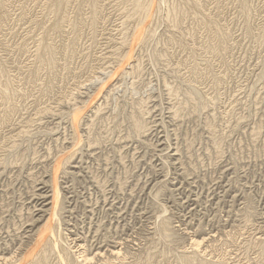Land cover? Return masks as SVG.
<instances>
[{"label":"rangeland","instance_id":"rangeland-1","mask_svg":"<svg viewBox=\"0 0 264 264\" xmlns=\"http://www.w3.org/2000/svg\"><path fill=\"white\" fill-rule=\"evenodd\" d=\"M55 1L0 0V259L19 264L33 247L24 231L35 196L64 160L59 248L72 255L54 250L47 264H84L83 250L98 248L106 254L91 264H264V0H187L178 25V0H143L157 13L148 7L151 36L135 44V0H96L95 10L71 0L62 30ZM45 43L52 66L37 51ZM134 106L149 128L141 137ZM90 127L104 138L96 146ZM201 237L210 243L198 252Z\"/></svg>","mask_w":264,"mask_h":264},{"label":"bare ground","instance_id":"bare-ground-1","mask_svg":"<svg viewBox=\"0 0 264 264\" xmlns=\"http://www.w3.org/2000/svg\"><path fill=\"white\" fill-rule=\"evenodd\" d=\"M70 1L71 0H56L54 3H53V5H52V7L54 8V10H55V13H56V17H57V25H56V28L57 29H59V30H62V28H61V23L64 21V18H65V14H66V11H67V8H68V5L69 4H71L72 5V3H70ZM77 1V0H76ZM79 1V0H78ZM136 2H134V3H136V9H137V11L139 12L140 11V13H142L143 14V17H142V23H140L141 25L143 24V23H146L147 22V20H149L150 21V19L148 18L149 16L151 17V15H149V11H151V10H153V9H151L150 7H151V5H149L148 3V5L150 6H146V8H145V6H144V4H143V0H135ZM151 1V0H150ZM71 2H74V0L73 1H71ZM92 3H91V5H92V10H95L96 8H97V2H96V0H92L91 1ZM153 2V1H152ZM157 2V1H156ZM145 3V2H144ZM147 4H145V5H147ZM188 3H187V0H178L177 1V4H175V6L174 7H172V11H171V22L174 24V25H178V23H179V19H180V17H181V15L184 13V6H186ZM70 6V5H69ZM157 6V5H156ZM151 9V10H149V8ZM153 7V6H152ZM155 7V6H154ZM157 9V8H156ZM155 9V10H156ZM154 11V10H153ZM155 12V13H154ZM153 13H154V15H156V11H154ZM141 14V15H142ZM150 14H152V13H150ZM141 21V20H140ZM144 25V27L141 29L140 28V30H138L137 31V34H135L136 35V40L135 41H133L134 42V44H135V42L137 41V40H139L141 37H144V36H147V34H145V32L147 31L146 29H147V24H143ZM139 27H141L140 25H139ZM149 27V26H148ZM45 30V29H44ZM146 30V31H145ZM148 30H149V28H148ZM135 33H136V31H135ZM48 34V33H47ZM46 34V35H47ZM145 34V35H144ZM45 35V36H46ZM144 35V36H143ZM149 36H151L150 34H148ZM149 36H147L148 38H149ZM47 37V36H46ZM45 38V37H44ZM43 38V39H44ZM133 39V38H132ZM143 40V39H142ZM141 39H140V43H141V41H142ZM47 41V40H46ZM124 41V40H123ZM40 42V41H39ZM42 43H43V41H41ZM41 42H40V44H41ZM45 42V41H44ZM146 42V41H145ZM47 43H49L48 41H47ZM137 43V42H136ZM39 46V45H38ZM131 47V46H130ZM129 47V48H130ZM138 48V47H137ZM37 49H39V50H37V51H39L38 53H39V57L41 56V59L42 60H45L49 65H51L52 66V63H54L55 62V58H54V53H53V50H52V47H51V45H48V44H44V45H42L41 47H39V48H37ZM135 49V48H134ZM133 50V49H132ZM137 50H135L134 52H136ZM130 52H133V51H131V48H130ZM36 54V53H35ZM133 54H135V53H133ZM131 55V54H130ZM128 56H129V54H128ZM37 57H38V55H37ZM128 58V57H127ZM126 60V59H125ZM120 61V60H119ZM130 61V60H129ZM133 60H131V62H132ZM130 62V63H131ZM127 63H129V62H127ZM133 64H131V66H132ZM136 65V64H135ZM134 65V66H135ZM124 66V65H123ZM130 66V67H131ZM137 66H139V65H137ZM136 67V66H135ZM126 68V67H125ZM123 69V68H122ZM135 69V68H134ZM115 70V69H114ZM121 70V69H120ZM124 70H126V69H124ZM130 70V69H129ZM133 71V70H132ZM137 71H139L138 69H137ZM2 73V72H1ZM118 73V72H117ZM116 75V74H115ZM7 75H2V78L3 79H5L6 81V83H5V86H4V91H5V97L6 98H11L12 96H13V94H15V93H13V88H12V84L10 83V81H8V79H7ZM132 77H134V76H132ZM108 78V77H107ZM112 79V78H111ZM114 79V78H113ZM122 80V79H121ZM120 81V80H119ZM136 81V80H135ZM98 83V82H97ZM121 83V82H120ZM110 84V83H109ZM102 87H103V85H102ZM102 87H101V89H102ZM115 87V86H114ZM117 87V86H116ZM87 89V88H86ZM99 90V89H98ZM125 90V89H124ZM3 91V92H4ZM83 91V90H82ZM110 91V90H109ZM113 91V90H112ZM101 92V91H100ZM100 92H98V93H100ZM104 91L102 90V93H103ZM109 93V92H108ZM87 94V93H86ZM110 94H112V93H110ZM83 95V94H82ZM93 95H95V94H93ZM100 95V94H99ZM98 95V96H99ZM133 95V94H132ZM192 95H196L197 97H199V99H200V94L199 93H197V94H192ZM80 96V95H79ZM134 97V96H133ZM192 97V100H193V96H191ZM202 97V96H201ZM89 98V97H88ZM92 98V97H91ZM120 98V97H119ZM137 98H138V96H137ZM93 99H95V98H93ZM97 99V98H96ZM136 99V98H135ZM188 99V98H187ZM91 100V99H90ZM98 100V99H97ZM96 100V101H97ZM146 100V99H145ZM203 100V99H202ZM95 100H94V103L96 102ZM142 101V100H141ZM185 101H186V99H185ZM189 101V100H188ZM93 102V101H92ZM91 102V105L93 104ZM101 102V101H100ZM135 102V101H134ZM133 102V103H134ZM140 102V101H139ZM143 102V101H142ZM184 102V101H183ZM191 102V101H190ZM201 102V101H200ZM138 103V102H137ZM141 103V102H140ZM144 103V102H143ZM180 103V102H179ZM83 104V103H82ZM88 104H89V102H88ZM87 104V105H88ZM106 103H104V105H105ZM135 104H136V102H135ZM134 104V105H135ZM184 104V103H183ZM78 105V104H77ZM90 105V104H89ZM103 105V104H102ZM102 105H100V106H102ZM116 105V104H115ZM138 105V104H137ZM150 105V104H149ZM186 105V104H185ZM74 106H76V105H74ZM139 106V105H138ZM143 106V105H142ZM83 107V106H82ZM91 107V106H90ZM105 107V106H104ZM135 107V106H134ZM140 107V106H139ZM137 108V107H135L134 109H133V111H132V113L130 114V116H129V120H130V122L131 123H129V122H127V123H129V124H131L132 125V129H133V132H132V134L133 133H136L137 134V136H139V137H141V136H143V135H145V133L147 132L148 133V130H149V128L146 130V127H148L147 125H146V123H145V121L142 119V115L143 114H141V112H140V108ZM144 107V106H143ZM145 107H146V104H145ZM187 107V106H186ZM85 109H86V107H84ZM83 108V109H84ZM96 108V107H95ZM113 108H115V107H113ZM120 108V107H119ZM142 108V107H141ZM76 109V108H75ZM84 109V110H85ZM100 109H103V108H99L98 110H100ZM108 109H109V107H108ZM123 109V108H122ZM126 109V108H125ZM143 109V108H142ZM145 109V108H144ZM181 109V108H180ZM179 109V110H180ZM84 110H82V111H84ZM97 110V109H96ZM110 110V109H109ZM183 110V109H182ZM75 111H77V110H75ZM94 111V110H93ZM128 111V110H127ZM92 112V111H91ZM96 112V111H95ZM94 112V113H95ZM100 112H102V111H99V112H97L98 114H100ZM107 112V111H106ZM109 112V111H108ZM181 112V111H180ZM70 113V112H69ZM103 113V112H102ZM102 113H101V115H102ZM128 113V112H127ZM126 113V114H127ZM142 113H143V111H142ZM151 113V112H150ZM153 113V112H152ZM157 113V112H156ZM168 113V112H167ZM179 113V112H178ZM72 115H74V113H71ZM81 114H82V112L79 110V111H77L76 112V114L74 115V118H73V124H74V126L76 127V129H77V127H78V125H80L79 123H81L80 121H83V119L81 118L82 116H81ZM96 114V113H95ZM125 114V113H124ZM173 114V113H172ZM172 114H171V116H172ZM176 114H177V112H176ZM180 114V113H179ZM72 115H71V117H72ZM85 115H86V113H85ZM89 115V114H88ZM107 115H109V114H107ZM111 115V114H110ZM118 115V114H117ZM145 115V114H144ZM161 115V114H160ZM175 115V114H174ZM174 115L172 116V117H174ZM178 115V114H177ZM56 116V115H55ZM126 116V115H125ZM176 116V115H175ZM70 117V116H69ZM84 117V116H83ZM94 117V116H93ZM100 117V116H99ZM112 117V116H111ZM86 118V117H85ZM91 118V117H90ZM102 118H103V116H102ZM102 118H100V119H102ZM127 117H125V119H126ZM166 118V117H165ZM170 118V117H169ZM176 118V117H175ZM53 119H55V118H53ZM68 119V118H67ZM92 119V118H91ZM95 119V118H94ZM57 120V119H56ZM55 120V121H56ZM70 120V119H69ZM122 120V119H121ZM124 120V119H123ZM146 120V119H145ZM168 120V119H167ZM175 120V119H174ZM58 121V120H57ZM105 121V120H104ZM126 121V120H125ZM127 121H128V119H127ZM64 122V121H63ZM99 122V121H98ZM102 122V121H101ZM116 122V121H115ZM124 122V121H123ZM152 122V121H151ZM171 122V121H170ZM174 122V121H173ZM68 123V122H67ZM71 123V122H70ZM91 123H93V125H94V122H92L91 121ZM126 123V122H125ZM59 124V123H58ZM98 125V124H97ZM155 125V124H154ZM165 125V124H164ZM67 126V125H66ZM81 126V125H80ZM100 126V125H99ZM152 126V125H151ZM172 126V125H171ZM210 126V125H209ZM71 127H73V126H71ZM75 127L73 128V129H75ZM96 127V126H95ZM102 127V126H101ZM66 128V127H65ZM82 128V127H81ZM94 128V126H92V129ZM59 129V128H58ZM92 129H91V127H90V129H87V130H89V138H88V142H89V144H95V146H96V144L98 145V143H100V137H102V139H104L103 138V136H100V137H97L96 135H95V133H97V132H94V134H93V131H92ZM98 129V128H97ZM106 129V128H105ZM79 130V129H78ZM82 130V129H81ZM86 130V131H87ZM129 130V129H128ZM127 130V131H128ZM161 130V129H160ZM130 131H131V129H130ZM130 131H129V133H130ZM165 131V130H164ZM58 132V131H57ZM83 132V131H82ZM29 133V132H28ZM47 133V132H46ZM50 133H52V132H50ZM126 133V132H125ZM128 133V135H130V136H132L131 134H129ZM61 134V133H60ZM75 133H73V135H74ZM98 134V133H97ZM136 134H133V135H136ZM150 134V133H149ZM163 134V133H162ZM174 134V133H173ZM28 135V134H27ZM30 135H31V133H30ZM46 135V134H45ZM64 135V134H63ZM62 135V136H63ZM76 135V134H75ZM74 135V136H75ZM101 135V134H100ZM124 135V134H123ZM77 136V135H76ZM137 136H135V137H137ZM174 136V135H173ZM22 137V136H21ZM79 137V136H78ZM81 137V136H80ZM80 137H79V139H80ZM84 137V136H83ZM125 137H127V136H125ZM138 137V138H139ZM153 137V136H152ZM160 137V136H159ZM115 138V137H114ZM143 138V137H142ZM59 139H60V136H59ZM147 139V138H146ZM71 140V139H70ZM75 140H76V138H75ZM82 140V139H81ZM141 140V139H140ZM143 140V139H142ZM148 140V139H147ZM14 141H16V140H14ZM61 141V140H60ZM69 141V140H68ZM112 141V140H111ZM165 141V140H164ZM77 142V141H76ZM104 142V141H103ZM102 142V143H103ZM14 143H16V142H14ZM63 143V142H62ZM78 143V142H77ZM84 143V142H83ZM146 143V142H145ZM153 143H154V141H153ZM161 143H163V142H161ZM65 144V143H64ZM76 145V144H75ZM80 145V144H79ZM84 145V144H83ZM88 145V144H87ZM128 145V144H127ZM174 145V144H173ZM77 146V145H76ZM149 146V145H148ZM164 146V145H163ZM63 147V146H62ZM162 147V146H161ZM78 148V147H77ZM132 148V147H131ZM48 149V148H47ZM79 150V149H78ZM89 150V149H88ZM159 150H161V149H159ZM162 150H164L163 148H162ZM172 150V149H171ZM103 151V150H102ZM179 151V150H178ZM218 152L220 153L221 152V150H220V148H218ZM35 153V152H34ZM53 153V152H52ZM66 153V152H65ZM64 153V154H65ZM178 153V152H177ZM62 154V153H61ZM68 154V153H67ZM72 154V153H71ZM82 154V153H81ZM175 154V153H174ZM173 154V155H174ZM66 155V154H65ZM93 155V154H92ZM172 155V154H171ZM18 156H20V153H19V155ZM141 156V155H140ZM157 156H159V155H157ZM168 156V155H167ZM166 156V157H167ZM13 157V156H12ZM22 157V156H21ZM59 157V156H58ZM60 157H62V156H60ZM47 158V157H46ZM65 158V157H64ZM63 158V159H64ZM175 158H177V157H175ZM15 159H16V157H15ZM14 159V161L16 162V160ZM17 159H19V158H17ZM21 159V158H20ZM44 159V158H43ZM60 159V158H59ZM95 159V158H94ZM141 159V158H140ZM182 159V158H181ZM66 160H68V159H66ZM144 160V159H143ZM1 161H4V160H1ZM0 161V162H1ZM12 161V160H11ZM21 161V160H20ZM57 161V160H56ZM141 161V160H140ZM162 161V160H161ZM169 161V160H168ZM173 161V160H172ZM5 162V161H4ZM24 162V161H23ZM63 162H65L64 160H60V161H58L57 163L56 162H54V163H56V164H54L55 166H54V168H52L53 169V171H52V177H51V181H49V182H46V183H44L43 184V187L39 190V194L38 195H36L35 197H36V199H35V201H34V205H33V208H35L36 210H37V215H34V214H32L31 215V217H29L30 219H29V222H31V225H30V228L28 229V231H26V233H25V231H24V234H26V236H27V238L29 239V240H32V241H34L33 243H34V245H33V247L31 248V250L28 252V254L19 262V264H47L48 262H47V260L49 259L50 260V258L48 257L50 254H49V252H52V251H58V250H60V251H58V254L61 256V259L63 260V261H65V262H68L69 261V255L71 256L72 255V253H70V251L71 250H67L66 248H67V246H66V244H65V246H66V248H64V247H62L61 249L59 248L60 247V244L62 245L63 244V242H61L62 240V231H60V227H61V225H62V220L64 219H62V217H63V212L65 211L66 212V210H68L67 209V207H65V204H66V202H64L63 201V197H65V196H63L62 195V192H64V190L63 189H60V187H59V184H58V177H59V175L61 174V171L63 170L64 171V169L62 168V166L64 167V165H63ZM67 162H69V160L67 161ZM13 163V162H12ZM178 163V162H177ZM176 162H175V164H177ZM182 163V162H181ZM2 164H4L3 162H2ZM14 164V163H13ZM12 164V165H13ZM159 164V163H158ZM173 164V163H172ZM1 165V164H0ZM18 165V164H17ZM24 165V164H23ZM171 165V164H170ZM183 165V164H182ZM9 166H11V165H9ZM15 166V165H14ZM53 166V165H52ZM66 166V165H65ZM157 166V165H156ZM20 167V166H19ZM175 167V166H174ZM4 168V167H3ZM51 168V167H50ZM70 168V167H69ZM81 168V167H80ZM178 168V167H177ZM9 169V168H8ZM75 169V168H74ZM87 169V168H86ZM165 169V168H164ZM79 170V169H78ZM174 170V169H173ZM181 170V169H180ZM49 171V170H48ZM62 171V174H64V172ZM66 171H67V169H66ZM70 171V170H69ZM186 171H187V169H186ZM51 173V172H50ZM129 173V172H128ZM80 174V173H79ZM184 174V173H183ZM66 175V174H65ZM128 175V174H127ZM186 175V174H185ZM77 176H78V174H77ZM187 177V176H186ZM159 178V177H158ZM164 178V177H163ZM167 180V179H166ZM169 180V179H168ZM46 181V180H45ZM66 181V180H65ZM177 181V180H176ZM178 181H180V180H178ZM42 182V181H41ZM71 182V181H70ZM161 182V181H160ZM173 182V181H172ZM156 183V182H155ZM159 183V182H158ZM70 184V183H69ZM169 184V183H168ZM49 185V186H48ZM63 185V184H62ZM154 185V184H153ZM152 185V186H153ZM162 186V185H161ZM154 187V186H153ZM168 187V186H167ZM40 188V187H39ZM46 188H48L50 191L48 192V190H45ZM163 188V187H162ZM183 188V187H182ZM161 189V188H160ZM72 190V189H71ZM176 190V189H175ZM67 192V191H66ZM66 192H64V194L66 193ZM155 192V191H154ZM36 193V192H35ZM68 193V192H67ZM66 193V194H67ZM171 193V192H170ZM228 193V192H227ZM183 195V194H182ZM187 196V195H186ZM180 197V196H179ZM34 198V197H33ZM65 198H67V197H65ZM71 198V197H70ZM151 198V197H150ZM186 199V198H185ZM239 199V198H238ZM189 200V199H188ZM31 201V200H30ZM67 201V200H66ZM68 204V203H67ZM71 204V203H70ZM76 204V203H75ZM110 204V203H109ZM106 205V204H105ZM72 206V205H71ZM114 206V205H113ZM77 207V206H76ZM31 208V207H30ZM32 208V209H33ZM34 209V210H35ZM94 209V208H93ZM135 210V209H134ZM79 211V210H78ZM27 212V211H26ZM88 213V212H87ZM92 213V212H91ZM117 213V212H116ZM20 214V213H19ZM74 215V214H73ZM122 215V214H121ZM141 215V214H140ZM117 218V217H116ZM27 220V219H26ZM71 220V219H70ZM124 220V219H123ZM28 221V220H27ZM64 221V220H63ZM128 221V220H127ZM162 221V220H161ZM165 221V220H164ZM167 221V220H166ZM121 222V221H120ZM43 223V224H42ZM64 223V222H63ZM71 223V222H70ZM163 223V222H162ZM30 224V223H29ZM41 224V226L40 227H38V225H40ZM29 226V225H28ZM164 226V225H163ZM167 226V225H166ZM64 227V226H63ZM77 228V227H76ZM161 229V228H160ZM159 229V230H160ZM63 230V229H62ZM65 230V229H64ZM63 230V231H64ZM166 230V229H165ZM81 231V230H80ZM170 231V230H169ZM163 232V231H162ZM9 233V232H8ZM65 233V232H64ZM82 233V232H81ZM166 233V232H165ZM186 233V232H185ZM170 234V233H169ZM23 235V234H22ZM163 235V234H162ZM165 235V234H164ZM210 235H212V234H210ZM216 235H218V234H216ZM215 235V236H216ZM25 236V235H24ZM65 236V235H64ZM82 236V235H81ZM202 236V235H201ZM213 237H214V235H212ZM67 236H65V238H66ZM80 237V236H79ZM168 237V236H167ZM207 237V236H206ZM217 237V236H216ZM14 238V237H13ZM25 238V237H24ZM68 238V237H67ZM202 238V237H201ZM27 239V240H28ZM69 239V238H68ZM68 239H66V240H68ZM82 239V238H81ZM131 239V238H130ZM210 239V238H209ZM209 239H207V238H202L200 241H193L194 240V238H193V244H192V247H193V249L195 250V251H198V249L200 248V249H202L201 247H204L205 246V244L206 243H210V242H208L207 240H209ZM15 240V239H14ZM65 240V239H64ZM70 240V239H69ZM127 240V239H126ZM16 241V240H15ZM21 241V240H20ZM23 241H24V239H23ZM76 240H74V242H75ZM85 241V240H84ZM122 241V240H121ZM18 243V242H17ZM66 243V242H65ZM69 243V242H68ZM107 243V242H106ZM105 243V244H106ZM24 244V243H23ZM23 244H21V245H23ZM76 244V243H75ZM80 244V243H79ZM115 244V243H114ZM190 244V245H191ZM64 245V244H63ZM189 245V246H190ZM8 246V245H7ZM11 246V245H10ZM24 246V245H23ZM73 246V245H72ZM95 246V245H94ZM209 246V245H208ZM12 247V246H11ZM20 247V246H19ZM69 247H70V245H69ZM80 247V246H79ZM107 247V246H106ZM115 247V246H114ZM118 247V246H117ZM191 247V248H192ZM5 248V247H4ZM18 248V247H17ZM21 248V247H20ZM19 248V249H20ZM71 248V247H70ZM81 248V247H80ZM82 248H83V246H82ZM81 248V249H82ZM113 248V247H112ZM205 248H206V246H205ZM76 249V248H75ZM96 249V248H95ZM119 249V248H118ZM204 249V248H203ZM9 250V249H8ZM74 250V249H73ZM77 250H79V249H77ZM83 250V249H82ZM108 250H111V248L110 249H108ZM107 250V251H108ZM121 250V249H120ZM206 250V249H205ZM75 251V250H74ZM73 251V252H74ZM101 250H100V248H98V249H96V251H95V253L96 254H94V257L93 258H89L88 257V255H86L87 254V252H86V254L85 253H83L84 252V250H83V252H82V263H84V264H91L92 262H95L94 261V259H102V257L101 256H103L102 254L103 253H105V252H102V254H101V252H100ZM193 251V250H192ZM191 251V252H192ZM60 252H62V253H60ZM78 252V251H77ZM79 252H81V251H79ZM93 252V251H92ZM109 253V255H111V256H115V257H118V256H120L121 254H122V252H121V254H120V252L119 251H117V249L116 250H112V251H108ZM187 252V251H186ZM198 252H200V250L198 251ZM202 252V251H201ZM24 253V252H23ZM22 253V254H23ZM75 253V252H74ZM94 253V252H93ZM188 253V252H187ZM205 253H207L206 251H205ZM21 254V253H20ZM49 254V255H48ZM57 254V255H58ZM61 254H64V256H62ZM83 254H85L86 256H83ZM89 254V253H88ZM91 254V253H90ZM89 254V256H91ZM106 254V253H105ZM193 254H195V256H196V252H193ZM77 255V254H76ZM93 255V254H92ZM108 255V256H109ZM185 255V254H184ZM190 255V254H189ZM202 255H204V254H202ZM1 256V255H0ZM54 256V255H53ZM52 256V257H53ZM122 256V255H121ZM199 256V255H198ZM197 256V257H198ZM2 257V256H1ZM10 257V256H9ZM12 258H14L13 256H11ZM22 257V256H21ZM51 257V256H50ZM51 257V258H52ZM55 257V256H54ZM58 257L59 256H57V259H58ZM104 257V256H103ZM201 257V256H200ZM200 257H198V258H200ZM12 258L11 259H6V258H1L0 259V264H11L12 263ZM18 258V257H17ZM16 258V259H17ZM78 258V257H77ZM114 258V257H113ZM112 258V259H113ZM15 259V258H14ZM15 259V260H16ZM20 259V258H19ZM56 259V258H55ZM79 259V258H78ZM104 259V258H103ZM197 259V258H196ZM60 260V259H59ZM80 260V261H81ZM93 260V261H92ZM200 260H203V259H201L200 258ZM14 262V261H13ZM50 262H51V260H50ZM15 263V262H14ZM79 263V262H78ZM70 264H71V261H70Z\"/></svg>","mask_w":264,"mask_h":264}]
</instances>
